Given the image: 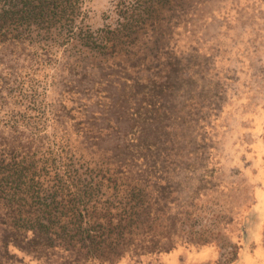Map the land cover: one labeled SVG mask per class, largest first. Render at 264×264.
Segmentation results:
<instances>
[{
  "label": "rangeland",
  "instance_id": "1",
  "mask_svg": "<svg viewBox=\"0 0 264 264\" xmlns=\"http://www.w3.org/2000/svg\"><path fill=\"white\" fill-rule=\"evenodd\" d=\"M70 4L0 36V264H264V0Z\"/></svg>",
  "mask_w": 264,
  "mask_h": 264
},
{
  "label": "trees",
  "instance_id": "2",
  "mask_svg": "<svg viewBox=\"0 0 264 264\" xmlns=\"http://www.w3.org/2000/svg\"><path fill=\"white\" fill-rule=\"evenodd\" d=\"M71 0H28L21 3L20 7L17 9H14L12 11H1L0 12V36L2 37H8L9 34L13 35L16 30H18L19 27L22 25L26 26H39L40 23H48L49 21L54 19H61L66 11L68 6H70ZM14 25V26H13ZM105 42H108L107 44H112L108 40ZM142 132V131H140ZM79 194V193H76ZM70 214L73 218H79L81 219L82 213L81 211L76 210L72 207V205H69ZM102 210H105L104 212H97L95 220H102L106 222L107 224H111V220L108 218V215H110V212H112L111 208H105L102 207ZM12 212L14 217L19 216L22 218V215L19 210V206H13ZM95 210V209H94ZM101 210V211H102ZM117 213L121 216L123 215H129L131 212H138V211H131V207H121L118 206L115 208ZM120 211V213L118 212ZM17 214V215H16ZM25 219L28 221L30 220L29 217L26 215ZM24 220V218H23Z\"/></svg>",
  "mask_w": 264,
  "mask_h": 264
}]
</instances>
